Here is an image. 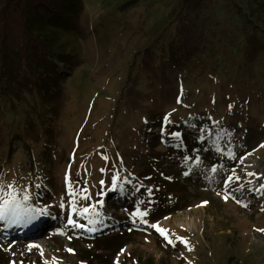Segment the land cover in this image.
<instances>
[{
  "label": "rangeland",
  "instance_id": "1",
  "mask_svg": "<svg viewBox=\"0 0 264 264\" xmlns=\"http://www.w3.org/2000/svg\"><path fill=\"white\" fill-rule=\"evenodd\" d=\"M125 1L68 9L57 88L5 116L0 188L43 214L0 221V264H264V0Z\"/></svg>",
  "mask_w": 264,
  "mask_h": 264
},
{
  "label": "trees",
  "instance_id": "2",
  "mask_svg": "<svg viewBox=\"0 0 264 264\" xmlns=\"http://www.w3.org/2000/svg\"><path fill=\"white\" fill-rule=\"evenodd\" d=\"M134 2L127 0L122 7ZM78 3L79 0H0V127L7 114L20 109L17 104L26 94L42 96L57 88L54 59L65 56L58 52L59 25L68 9ZM258 9L264 13V1ZM185 37L183 42L192 40V35ZM34 227L19 229L20 234L30 233Z\"/></svg>",
  "mask_w": 264,
  "mask_h": 264
},
{
  "label": "snow or ice",
  "instance_id": "3",
  "mask_svg": "<svg viewBox=\"0 0 264 264\" xmlns=\"http://www.w3.org/2000/svg\"><path fill=\"white\" fill-rule=\"evenodd\" d=\"M177 102L178 103L180 102L179 98H178ZM229 108H231V105H229ZM164 119L167 121L168 117L165 116ZM225 134L230 135V133H227L226 131H225ZM170 135L175 137L178 141L181 139V134L178 132L171 133ZM217 136H219V133L217 134ZM201 139H203V136H201ZM261 147H264V145H261ZM105 159H107V157H105ZM185 159H188V157H185ZM215 170H216L215 168L212 169V171H215ZM102 171H103V169H102ZM184 174L188 175L189 173L185 172ZM248 175H256V174L255 173H248ZM117 179H118V175L113 176L112 186L109 189V191H114L116 189ZM228 179L231 180V177H229ZM65 181H66V191H67V194L69 196V203H70V207H71V212L73 214L87 218V215L90 212H95L96 204H99L101 206L103 205L104 201L99 200L96 202V204L84 206L82 209L78 210L76 207V203H77L76 197L79 195L82 199H85V200L90 199V197L88 195V189L87 188H81L80 191L77 192L72 187L71 181H70L67 173L65 176ZM100 183H101V185H103L104 181L102 180V181H100ZM11 187L12 186L9 185V188H11ZM36 187H39V185H37ZM260 187H261V189H264V184H262ZM121 190H123L122 186H121ZM259 190L260 189H257V191H259ZM148 191H149V194H151V189H149ZM104 194L105 193L103 192V190H101V192L98 193V195H101V196H103ZM229 198H230L229 196L224 197L225 200H227ZM232 198H234V197H232ZM29 199H30L29 195L25 194L21 200H18L16 198V196L13 195L11 192H3V189L0 188V221H6L9 225H16V226H22V227H28V226L32 225L34 222H36L40 218V216L43 214V210L42 209L37 210V209L33 208L28 203ZM205 203H207V202H205ZM237 203H240V201L237 200ZM132 215L143 218L144 216L148 215V212L147 211L141 212L140 209L137 208L136 211L132 213ZM96 223H97L96 220L88 219L89 225H95ZM144 223H147V221H144ZM67 224L72 226L73 228H80V229L86 228V230L89 232L97 231V229L95 227H87V225L79 223L77 220L72 218V215L68 216ZM152 227L157 232H159L160 235L164 236L169 244H173V241L168 237L166 230L160 228L158 225H155V224L152 225ZM177 239H179L182 243L187 244V241L184 240V238L178 237ZM69 251L71 252L72 250L69 249Z\"/></svg>",
  "mask_w": 264,
  "mask_h": 264
},
{
  "label": "bare ground",
  "instance_id": "4",
  "mask_svg": "<svg viewBox=\"0 0 264 264\" xmlns=\"http://www.w3.org/2000/svg\"><path fill=\"white\" fill-rule=\"evenodd\" d=\"M219 169V168H218Z\"/></svg>",
  "mask_w": 264,
  "mask_h": 264
}]
</instances>
